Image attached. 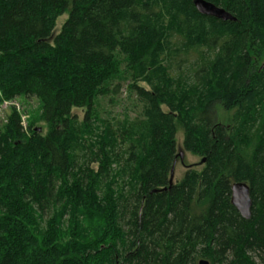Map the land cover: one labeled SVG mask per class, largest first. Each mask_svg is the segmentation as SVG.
<instances>
[{
  "label": "trees",
  "instance_id": "trees-1",
  "mask_svg": "<svg viewBox=\"0 0 264 264\" xmlns=\"http://www.w3.org/2000/svg\"><path fill=\"white\" fill-rule=\"evenodd\" d=\"M194 1L0 0V87L48 127L0 128V264H264V0ZM122 61L142 110L103 121ZM179 129L204 168L170 187Z\"/></svg>",
  "mask_w": 264,
  "mask_h": 264
},
{
  "label": "rangeland",
  "instance_id": "rangeland-1",
  "mask_svg": "<svg viewBox=\"0 0 264 264\" xmlns=\"http://www.w3.org/2000/svg\"><path fill=\"white\" fill-rule=\"evenodd\" d=\"M68 15L62 16L57 22V32L60 31ZM257 64V69L264 66V56L255 57ZM120 65V76L116 79L115 83L118 82L121 84V91L116 97H106L100 98L97 104L98 116L103 121H112L113 123L117 121L124 120L127 116L131 119L136 118L141 110L142 106L136 101L134 96L127 89L126 83V63L122 61ZM142 86L146 87L144 84ZM17 111L21 118V125L26 134H30L31 131L39 129L43 134H47L48 127L41 120L42 116V105L39 99L37 98H27L25 96H19L12 99H7L4 95L3 89L0 87V128H4L13 111ZM166 110V108H164ZM86 110L84 109H73L72 114L77 116L79 121H83L85 117ZM234 111H227L222 106L217 107V117L218 121L225 125H231ZM177 151H178V160L175 167L174 173V182H180L185 173L189 169H194L201 171L204 168L202 164V158L195 157L192 154H189L184 150L183 146V134L178 130L177 134ZM183 153V160L180 155ZM48 215H45V218L48 219ZM45 224V223H44Z\"/></svg>",
  "mask_w": 264,
  "mask_h": 264
},
{
  "label": "water",
  "instance_id": "water-1",
  "mask_svg": "<svg viewBox=\"0 0 264 264\" xmlns=\"http://www.w3.org/2000/svg\"><path fill=\"white\" fill-rule=\"evenodd\" d=\"M194 4L197 11L201 15L212 17L225 22L235 20V18L229 12L205 0H195ZM180 157L183 160V153H181ZM176 164L177 161L175 162V165L171 171L170 187L173 185L174 182ZM231 203L237 209L243 219H251L253 200L251 197L250 188L246 183H234L232 185ZM200 264H209V262L201 261Z\"/></svg>",
  "mask_w": 264,
  "mask_h": 264
}]
</instances>
